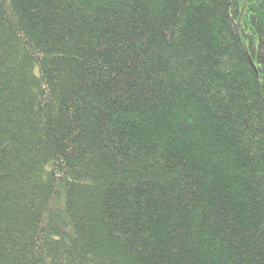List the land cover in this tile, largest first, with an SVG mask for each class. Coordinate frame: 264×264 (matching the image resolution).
Returning a JSON list of instances; mask_svg holds the SVG:
<instances>
[{
	"label": "trees",
	"instance_id": "1",
	"mask_svg": "<svg viewBox=\"0 0 264 264\" xmlns=\"http://www.w3.org/2000/svg\"><path fill=\"white\" fill-rule=\"evenodd\" d=\"M0 264H264V0H0Z\"/></svg>",
	"mask_w": 264,
	"mask_h": 264
}]
</instances>
